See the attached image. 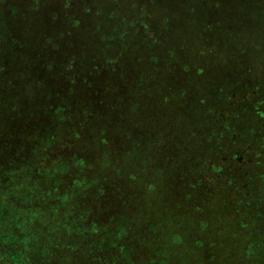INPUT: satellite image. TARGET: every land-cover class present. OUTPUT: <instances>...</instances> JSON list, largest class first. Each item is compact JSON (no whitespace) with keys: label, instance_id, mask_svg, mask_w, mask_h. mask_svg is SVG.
Segmentation results:
<instances>
[{"label":"trees","instance_id":"1","mask_svg":"<svg viewBox=\"0 0 264 264\" xmlns=\"http://www.w3.org/2000/svg\"><path fill=\"white\" fill-rule=\"evenodd\" d=\"M261 1L0 0V264H264V222L187 231L264 160Z\"/></svg>","mask_w":264,"mask_h":264},{"label":"rangeland","instance_id":"2","mask_svg":"<svg viewBox=\"0 0 264 264\" xmlns=\"http://www.w3.org/2000/svg\"><path fill=\"white\" fill-rule=\"evenodd\" d=\"M261 5L263 6L261 10L258 12L259 18L264 22V1H261ZM257 72L261 73L264 71V65L263 64H257L256 65ZM239 88L243 90V86L247 85V81L239 82ZM220 84L222 86L226 87V90L228 92H231L230 90H234V88H231L236 82H233L230 77L227 80L226 78L222 81H220ZM239 90L242 92V90ZM245 95V94H244ZM240 99H242L243 95H240ZM237 97V96H236ZM235 99H238L236 98ZM233 100V98H232ZM231 100V101H232ZM238 103V104H236ZM236 105L240 106L243 104L242 100H238L235 102ZM228 105V106H227ZM227 106V108H226ZM225 108L230 109L231 106L229 104H226ZM229 111V110H228ZM264 124V119H263ZM264 129V125H263ZM237 151V150H236ZM241 151H237V158L239 157L240 160L242 158ZM264 156V150L262 151ZM223 159L222 161H231L234 166L233 171L230 174V180L232 182H237L238 188V196L234 198H230V194H227L228 192L224 193V189L218 188V186H214L215 183L211 182L209 176L206 175V171L200 174L202 177V180L200 183L197 181V184L194 186L192 197V206L189 204L188 208L191 210V214L193 218L187 217V231L188 236L197 234V216L195 209L192 207H195V202L198 205L197 213L198 212H215V216L219 215L220 213L224 212L226 213L227 210H231V204L230 199H235V207L237 208V212L233 213V215L238 216V218H242L245 220L244 222L247 223L246 226L248 227L245 232L252 231L254 226L260 225L262 222H264V160L262 162H259V166L256 168L253 163H255L254 155L249 154L246 157V164H242L240 162H235L234 160L227 159L226 153H222ZM227 161V162H228ZM258 162V161H256ZM232 166V165H231ZM205 176L207 179H205ZM216 178L214 177V180ZM155 189V188H153ZM197 200V201H196ZM185 208L186 210L188 209ZM235 210V209H234ZM194 219V220H193ZM224 222V219H222V223L220 224L221 228L223 230L228 229V226H226V223L224 224V227L222 226ZM213 226H208L207 230H212ZM198 231L200 229L198 228ZM185 232V231H184Z\"/></svg>","mask_w":264,"mask_h":264},{"label":"flooded vegetation","instance_id":"3","mask_svg":"<svg viewBox=\"0 0 264 264\" xmlns=\"http://www.w3.org/2000/svg\"><path fill=\"white\" fill-rule=\"evenodd\" d=\"M240 160V159H239ZM230 163L231 162H227L226 161V164H228V165H230ZM240 163H242V164H246V161H241L240 160ZM226 164H225V166H226ZM233 169H234V167L233 166H231V170L233 171ZM231 171V172H232ZM218 184H214V186H217ZM222 189H224V193H226V192H228L227 194H230V195H228V196H230V198H234V197H237L238 196V190H236V189H234V188H228V187H223ZM235 199H230V204H231V211L233 212V213H236L238 210H237V208L238 207H235V201H234ZM235 209V210H234ZM236 211V212H235Z\"/></svg>","mask_w":264,"mask_h":264}]
</instances>
